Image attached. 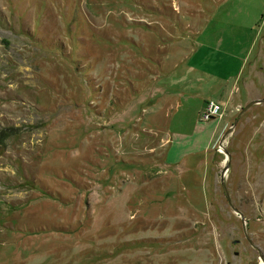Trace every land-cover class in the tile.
Listing matches in <instances>:
<instances>
[{
  "label": "rangeland",
  "instance_id": "374dc122",
  "mask_svg": "<svg viewBox=\"0 0 264 264\" xmlns=\"http://www.w3.org/2000/svg\"><path fill=\"white\" fill-rule=\"evenodd\" d=\"M257 99L264 0H0V264H261Z\"/></svg>",
  "mask_w": 264,
  "mask_h": 264
},
{
  "label": "water",
  "instance_id": "95a60500",
  "mask_svg": "<svg viewBox=\"0 0 264 264\" xmlns=\"http://www.w3.org/2000/svg\"><path fill=\"white\" fill-rule=\"evenodd\" d=\"M264 103V99H257V100H253L251 101L250 103H248L239 113V115L237 116V118L235 119L233 125L226 131V133L222 136L220 142H219V145L221 148H224V144L226 142V140L229 138V136L235 131L236 129V126L238 125L239 123V120L241 119V117L253 106L255 105H259V104H262ZM225 151V154H226V165L223 167V170L221 172V186L223 188V191L225 193V196H226V199L228 200L229 204L231 205V207L234 209L235 213L237 215H239V217L242 219L243 221V226H244V231L246 233V226H247V219L246 217L244 216V214L236 209L232 203V200H231V197H230V194L228 192V189H227V186H226V181H225V178H226V174L228 173L229 169H230V163H231V154L229 153V151L227 150H224ZM247 235V234H246ZM248 238V236H246ZM249 239V238H248ZM255 248H257L256 246H254ZM259 260L261 261L262 264H264V257L262 256V254H260V257H259Z\"/></svg>",
  "mask_w": 264,
  "mask_h": 264
},
{
  "label": "built area",
  "instance_id": "2783aa9c",
  "mask_svg": "<svg viewBox=\"0 0 264 264\" xmlns=\"http://www.w3.org/2000/svg\"><path fill=\"white\" fill-rule=\"evenodd\" d=\"M203 119L209 121L211 119H216L222 116V107L221 105L211 101L207 104L206 110L203 114Z\"/></svg>",
  "mask_w": 264,
  "mask_h": 264
},
{
  "label": "crops",
  "instance_id": "0c3cea01",
  "mask_svg": "<svg viewBox=\"0 0 264 264\" xmlns=\"http://www.w3.org/2000/svg\"><path fill=\"white\" fill-rule=\"evenodd\" d=\"M222 95V94H221ZM217 104H219L220 105V103L221 102H216ZM222 105V104H221ZM240 108H242V104H241V102H236V111L238 110H240ZM240 112V111H239ZM225 117H226V114H225ZM226 121V122H225ZM199 122H200V118H199ZM219 121H216V119H211V120H209V122L207 123H200V125H197L198 127H200L201 129H203L204 131H206L207 129H209V128H211V127H213L215 124H217ZM222 122H225V124H227V125H225L226 127L224 128V129H229L232 125L230 124L229 125V123H228V117L226 118V120H223V121H220L219 122V124H221ZM195 125V124H194ZM193 125V126H194ZM223 130H221V132H222ZM214 133H215V131H214ZM226 133V132H225ZM224 132H222V134L220 135V137L222 138V136L225 134Z\"/></svg>",
  "mask_w": 264,
  "mask_h": 264
},
{
  "label": "flooded vegetation",
  "instance_id": "af4514ba",
  "mask_svg": "<svg viewBox=\"0 0 264 264\" xmlns=\"http://www.w3.org/2000/svg\"><path fill=\"white\" fill-rule=\"evenodd\" d=\"M260 253V252H259ZM263 256V255H262ZM260 257V256H259ZM262 264V263H261Z\"/></svg>",
  "mask_w": 264,
  "mask_h": 264
},
{
  "label": "bare ground",
  "instance_id": "6f19581e",
  "mask_svg": "<svg viewBox=\"0 0 264 264\" xmlns=\"http://www.w3.org/2000/svg\"><path fill=\"white\" fill-rule=\"evenodd\" d=\"M223 149V148H222Z\"/></svg>",
  "mask_w": 264,
  "mask_h": 264
}]
</instances>
